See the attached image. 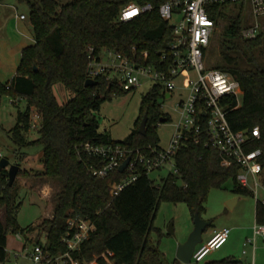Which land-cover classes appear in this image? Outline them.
<instances>
[{
  "label": "trees",
  "instance_id": "16d2710c",
  "mask_svg": "<svg viewBox=\"0 0 264 264\" xmlns=\"http://www.w3.org/2000/svg\"><path fill=\"white\" fill-rule=\"evenodd\" d=\"M26 1L31 7L35 42L22 50L15 76L7 82L0 79V107L4 95L13 97V102L27 99L26 109L18 111L16 124L6 132L19 148L41 144L42 175L62 182L52 217L41 223L47 237L45 251L52 256L67 252L63 238L68 222L79 214L91 219L95 229L72 252L74 259L81 262L96 259L99 264H110L108 260L115 264H167L163 252L149 237L162 200L184 201L194 216L196 211L201 214L214 187H223L232 180L235 192L243 194L250 189L237 180L238 164L224 166L216 148L205 146L203 139L195 142L193 137L185 140L175 155L176 172L162 177L158 184L141 169L135 182L113 195L112 184L123 173L116 169L109 177L101 178L90 170V163L97 160L83 149L87 141L121 144L133 153L137 150L148 153L152 147H161L157 126L161 118L167 121L169 116L157 102L159 94L165 96L159 84H154L144 96L133 131L124 140H115L110 133L99 130L95 112L100 110L108 94L129 90L105 76L97 77L95 85L87 86L86 80L90 62L100 59L103 50L140 62L142 53L148 51L149 61L158 65L165 63L158 52L166 48L172 26L160 16L158 9L129 21L119 19L122 8L130 2H150L157 8L162 0H71L65 4L57 0ZM212 15H217L216 9ZM227 18L221 39L224 63L216 67L233 74L243 90L240 105L234 96L228 98L231 105L228 119L235 130L251 131L255 126L260 127L261 137L251 148H262L264 160V64L257 57L264 50V47L261 49L264 31L255 39H244L241 18ZM58 83L71 93L66 102H60L56 96L54 87ZM33 108L40 118L36 127L39 136L29 140L27 133L33 128ZM146 113L149 118L143 135L139 126ZM2 131L5 129L0 122ZM20 205L16 180L10 186L8 170L1 169L0 211L3 210L4 216L0 218V264L7 258L8 231L35 229L31 225L24 230L18 223ZM256 216L263 221L264 204H257ZM206 264H242V261L224 258Z\"/></svg>",
  "mask_w": 264,
  "mask_h": 264
},
{
  "label": "built area",
  "instance_id": "2783aa9c",
  "mask_svg": "<svg viewBox=\"0 0 264 264\" xmlns=\"http://www.w3.org/2000/svg\"><path fill=\"white\" fill-rule=\"evenodd\" d=\"M155 9L172 26L171 38L166 48L158 52L165 63L158 65L155 61H149L148 51L142 53L143 61L140 62L106 50L110 56L108 61L104 62L101 57L94 58L89 65L88 77L96 79L105 76L109 80H116L124 90L136 89L142 84V78H146L159 84L165 97L170 93L171 98L178 86L177 79L185 73H195V79L186 80L190 89L188 97L181 99L178 104L181 115L175 124V135L168 148L152 147L148 153L140 150L133 153L121 144L87 141L83 144V149L97 160L90 163V170L94 175L106 178L116 169L119 170L130 157L129 164L121 171L122 178L112 184L113 195H117L138 179L141 169L150 177L152 171L162 169L169 163L174 165V170L170 172H176L175 155L183 142L193 137L195 142L203 139L205 146L216 148L224 166L238 164L240 170L237 180L253 190L257 204H264V194L262 197L259 195L260 190L264 192L263 150L260 147L251 148L254 141L261 137L260 127L255 126L248 131L235 130L231 126L228 119L231 110L228 98L234 96L238 105L241 104L243 90L240 82L228 71L208 67L205 61L212 35L221 21L228 19L227 16L241 18V36L244 39H255L263 33L264 0H162L157 8L150 2H130L122 8L119 19L129 21ZM213 9H216V16L212 15ZM245 13L248 15L246 24L245 17L244 20L242 17ZM24 17L25 15H21V18ZM36 118H39L37 113L34 119ZM32 127H37V122L33 119ZM2 158L4 154L0 150V161ZM5 169L9 170V166ZM94 229L95 224L91 219L77 214L69 219L68 230L63 238L68 246L66 253L52 256L36 239L34 251L29 253L30 257L35 264H99L96 259L81 262L72 256V252L80 248ZM230 232L228 227L215 231L206 243L196 248L192 260L203 261L211 251L221 248L227 242ZM259 238L264 242V219L256 220L254 235L245 242L253 250V258L248 264H256ZM244 253L248 254V250L245 249ZM108 262L115 264L114 261Z\"/></svg>",
  "mask_w": 264,
  "mask_h": 264
},
{
  "label": "rangeland",
  "instance_id": "374dc122",
  "mask_svg": "<svg viewBox=\"0 0 264 264\" xmlns=\"http://www.w3.org/2000/svg\"><path fill=\"white\" fill-rule=\"evenodd\" d=\"M57 1L65 4L71 0ZM230 8L232 9V7ZM30 12L31 7L26 0H0V72L3 82L14 77L22 56L16 46L20 39L17 24L19 26L21 23L23 28L26 25L27 32L31 36L34 35ZM22 14L27 17L26 20L21 19ZM242 17L243 20L245 17V24L248 23V15L245 13ZM227 24V19L221 21L212 35L205 55L208 67H216L224 63L221 39ZM25 42L31 43L28 39H25ZM263 47L264 45L261 49ZM231 54L235 55L234 52ZM100 57L106 62L110 56L106 50H103ZM257 57L264 64V50H260ZM244 64L246 66L248 62L245 61ZM195 77L193 72L185 73L177 79L178 86L174 90L173 97L167 98L162 94L157 96V102L162 105L163 112L169 116V120L160 122L157 126L162 148H168L175 135V124L180 120L181 115L178 108L179 101L186 99L190 92L186 80L195 79ZM153 85L154 81L142 78V84L136 89L108 94L102 101L100 110L95 112L99 120V130L110 133L115 140H124L135 128L141 113L143 98ZM55 92L61 102H66L71 97V93L62 83L55 86ZM102 95L105 96V93ZM13 99L9 95H4L1 98L0 122L5 131L0 133V150L11 163L20 165L19 172H28L27 175L26 173L18 174L16 178L18 200L21 202L17 219L24 230L31 225H34L35 229L31 233L33 238L26 230L24 232L8 231L7 258L2 264H35L29 253L34 251L36 239L44 246L47 242L46 232L41 223L45 219L44 217H52L56 196L62 189V182L59 179L42 175L44 164L41 144L19 148L6 132L16 124L18 111L25 110L27 107V99H17L16 102H13ZM32 112V119L37 122L38 126L40 118L34 119L36 109L33 108ZM38 136V128H32L27 133L29 140L36 139ZM20 156L24 158L20 159ZM173 170L174 165L167 163L162 169L152 171L150 178L158 184L162 177L167 176ZM263 194L264 192L260 190V197ZM235 198H239V200L231 207L229 202ZM256 208L257 200L253 190L239 194L233 190L232 180L227 181L223 187L212 188L204 202V209L201 211L202 218L212 220L211 226L203 234V243L208 241V233L215 228L228 227L231 232L227 242L221 248L211 251L200 262L193 259L186 263L177 258L178 245L185 242L194 229V216L189 205L184 201L162 200L160 202L155 212L153 228L149 237L157 243L167 264H206L208 261L224 258H236L242 260V264H248L253 258V250L251 246H246L245 242L247 238L254 235V225L257 220ZM3 216V210H1L0 218ZM170 227L174 229V233L168 232ZM245 249L248 250V254L244 253ZM18 252L19 255L16 254ZM256 264H264V242L260 238L256 250Z\"/></svg>",
  "mask_w": 264,
  "mask_h": 264
},
{
  "label": "water",
  "instance_id": "95a60500",
  "mask_svg": "<svg viewBox=\"0 0 264 264\" xmlns=\"http://www.w3.org/2000/svg\"><path fill=\"white\" fill-rule=\"evenodd\" d=\"M37 68V67H35ZM97 84L96 79L88 78L86 80V85H95ZM171 96L170 93L167 94V98ZM149 115L148 113L145 114L143 117L140 126H139V132L143 135L146 134V128H147V122H148ZM165 118H161V122H165ZM130 162V157H128L124 163L120 166L119 170L124 171L126 166ZM9 166V185L12 186L18 176L20 165L19 164H13L10 162V160L6 157L2 158L0 161V169H5ZM238 201V198H235L229 202V205L233 207L236 202ZM212 224V220H206L201 217V214L199 211H196L194 214V229L190 233L188 239L185 242H182L178 245L177 248V258L183 262L189 263L192 261L193 254L197 248L198 245L202 244L204 241L203 234L205 231L209 228V226ZM169 233H174V229L170 227L168 229Z\"/></svg>",
  "mask_w": 264,
  "mask_h": 264
},
{
  "label": "crops",
  "instance_id": "0c3cea01",
  "mask_svg": "<svg viewBox=\"0 0 264 264\" xmlns=\"http://www.w3.org/2000/svg\"><path fill=\"white\" fill-rule=\"evenodd\" d=\"M22 15H24V14H22ZM21 19H23V20H26L27 19V17L25 16L24 18H21ZM17 29H18V34H19V41H18V44L16 45L17 46V49H19L20 51H21V54H22V50L26 47V46H28V45H31V44H33L34 42H35V39H34V35L33 36H31L28 32H27V26L26 25H24V28L22 27V25H21V23L19 24V26H18V24H17ZM25 39H28L31 43L30 44H28L27 42H25ZM18 67V66H17ZM14 73V72H13ZM15 76V75H14ZM13 78V77H12ZM0 79L2 80V73L0 72ZM57 85V84H56ZM55 85V86H56ZM54 90H55V87H54ZM56 93V92H55ZM57 96V95H56ZM58 98V97H57ZM60 101V100H59ZM61 102V101H60ZM238 200H239V198H238ZM47 217V216H46ZM46 217H44V218H46ZM257 217V216H256ZM211 226V225H210ZM217 230H220V229H213L211 232H207L208 233V240L214 235V233H215V231H217ZM31 233L32 232H30V235H31ZM31 237L33 238V236L31 235ZM30 239V238H29ZM204 242V241H203ZM201 245V244H200ZM200 245H198L197 247H199ZM242 261V260H241Z\"/></svg>",
  "mask_w": 264,
  "mask_h": 264
}]
</instances>
